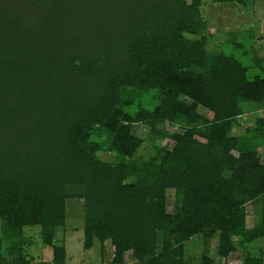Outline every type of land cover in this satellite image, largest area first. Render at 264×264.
Wrapping results in <instances>:
<instances>
[{
  "label": "trees",
  "instance_id": "16d2710c",
  "mask_svg": "<svg viewBox=\"0 0 264 264\" xmlns=\"http://www.w3.org/2000/svg\"><path fill=\"white\" fill-rule=\"evenodd\" d=\"M56 1L0 0V264H23L33 227L52 251L42 264H64L55 232L70 199L83 203V249L96 241L103 256L109 242L110 264H190L197 237H216L225 261L264 264V56L240 41L249 65L209 51L202 0ZM90 15L103 17L87 30ZM245 110L261 117L233 135ZM136 125L155 155L134 158Z\"/></svg>",
  "mask_w": 264,
  "mask_h": 264
},
{
  "label": "rangeland",
  "instance_id": "374dc122",
  "mask_svg": "<svg viewBox=\"0 0 264 264\" xmlns=\"http://www.w3.org/2000/svg\"><path fill=\"white\" fill-rule=\"evenodd\" d=\"M50 5L56 7V0H48ZM99 0H96V2ZM251 10L246 11L239 5L231 3H217L215 0H202L201 14L206 22V45L209 51H223L227 55H232L240 59L245 65L251 63L250 56L241 55V48H236L234 43L242 42L243 49H248L256 53V55L264 56V0H255L251 5ZM58 7V6H57ZM64 7L62 6V9ZM87 12V11H85ZM75 21L67 20L68 23H78L79 16H75ZM102 15H90L82 24L87 30L94 29L102 22ZM246 32V36L244 35ZM251 33V34H250ZM232 34V35H231ZM253 69L249 74L252 75ZM262 73V72H261ZM264 74V73H262ZM254 106V104L252 105ZM210 117V114L203 109L198 110ZM246 114L239 117L238 127L233 129L232 134L238 135L245 131L246 128L254 125L255 119L261 116L260 112H250L245 110ZM135 133L138 137L144 140V143L137 150L134 158H148L155 155L156 152L152 150V144L146 141L148 128L144 125H136ZM98 159L104 162H114L116 155L98 151L96 153ZM261 160L264 162V147L260 154ZM174 198L173 192L168 191L167 195V211L173 210ZM258 206L257 203L248 204L246 206V225L252 227L258 220ZM83 203L78 199H70L66 203V220L63 228L57 229L55 232V239L62 242L66 249V261L64 264H110L113 254V249L109 242L105 245L104 255L101 256L99 243L95 241L94 245L89 250H84L82 247L83 241ZM39 227L26 229L24 232L26 238V246L24 248V262L23 264H42L43 262L52 259L51 249L41 248L39 240ZM235 242L239 238L233 239ZM207 242V244H206ZM204 242L202 238L197 237L184 245L186 251V259L190 264H198L201 254L208 253L214 260V264H242L243 255L239 252H233L225 261L216 255L217 238ZM206 244V245H205ZM259 245L263 251L264 262V238L261 239ZM253 252H256L254 250ZM124 264H134L129 257V253L124 258Z\"/></svg>",
  "mask_w": 264,
  "mask_h": 264
},
{
  "label": "crops",
  "instance_id": "0c3cea01",
  "mask_svg": "<svg viewBox=\"0 0 264 264\" xmlns=\"http://www.w3.org/2000/svg\"><path fill=\"white\" fill-rule=\"evenodd\" d=\"M259 117H261V116H259Z\"/></svg>",
  "mask_w": 264,
  "mask_h": 264
}]
</instances>
